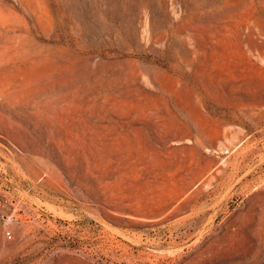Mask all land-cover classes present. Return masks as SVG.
<instances>
[{
	"label": "rangeland",
	"instance_id": "1",
	"mask_svg": "<svg viewBox=\"0 0 264 264\" xmlns=\"http://www.w3.org/2000/svg\"><path fill=\"white\" fill-rule=\"evenodd\" d=\"M0 264H264V0H0Z\"/></svg>",
	"mask_w": 264,
	"mask_h": 264
},
{
	"label": "built area",
	"instance_id": "2",
	"mask_svg": "<svg viewBox=\"0 0 264 264\" xmlns=\"http://www.w3.org/2000/svg\"><path fill=\"white\" fill-rule=\"evenodd\" d=\"M6 234H7V236H8L9 238H11V237H12V235H11V232H10V231H7V232H6Z\"/></svg>",
	"mask_w": 264,
	"mask_h": 264
}]
</instances>
